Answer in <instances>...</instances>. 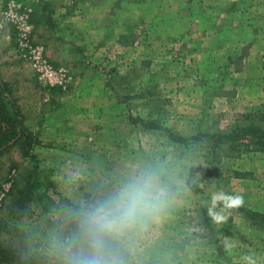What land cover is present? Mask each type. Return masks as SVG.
<instances>
[{"label":"rangeland","instance_id":"374dc122","mask_svg":"<svg viewBox=\"0 0 264 264\" xmlns=\"http://www.w3.org/2000/svg\"><path fill=\"white\" fill-rule=\"evenodd\" d=\"M22 1L35 39L73 78L50 90L17 50L12 26L0 27V74L32 134L29 155L16 144L0 152V246L53 264L45 249L50 234L71 227L65 213L151 166L187 176V190L123 252L126 264H244L245 254L264 264V227L241 207L217 225L206 204L223 190L264 212V151L224 146L209 162L198 142L179 145L136 122L154 108L133 95L148 81L166 124L184 135L263 120L264 0ZM44 4L49 21L39 18ZM197 173L203 188L190 182Z\"/></svg>","mask_w":264,"mask_h":264},{"label":"clouds","instance_id":"9594fccd","mask_svg":"<svg viewBox=\"0 0 264 264\" xmlns=\"http://www.w3.org/2000/svg\"><path fill=\"white\" fill-rule=\"evenodd\" d=\"M200 173L191 184L203 188ZM184 179L176 181L159 167L146 166L127 175L100 198H93L65 213V223L50 234L46 254L53 264H126L123 252L175 201L176 192L187 190ZM178 184L176 190L172 185ZM214 187V186H213ZM212 222L223 224L231 209L244 205L242 194L211 190L206 201ZM230 249L231 244L225 243ZM244 264H257L253 254L242 256Z\"/></svg>","mask_w":264,"mask_h":264},{"label":"trees","instance_id":"16d2710c","mask_svg":"<svg viewBox=\"0 0 264 264\" xmlns=\"http://www.w3.org/2000/svg\"><path fill=\"white\" fill-rule=\"evenodd\" d=\"M46 7L48 6L42 5L39 18L49 21L53 9L45 13ZM37 20L39 21V19ZM49 88L50 90L61 91L58 86ZM133 95L137 98H145L150 104H153L154 108V111L149 112L146 116L137 115L136 122H139L145 128L157 131L166 136L168 141L179 145L193 146L194 143L198 142L199 145L207 147V153L210 157L209 162L217 160L218 150L224 146L230 149L264 151V119L241 125L235 124L226 131H197L196 133L184 135L166 124L163 111L158 104L159 101L153 98L154 92L148 81H146V85L140 86L137 93ZM31 137L32 134L25 127L23 112L11 90L10 83L0 74V152L8 146L16 144L23 155H29ZM241 210L252 224L264 227V212L244 206L241 207ZM1 261H14L16 264H37L36 258L20 257V255H15L2 246H0Z\"/></svg>","mask_w":264,"mask_h":264},{"label":"built area","instance_id":"2783aa9c","mask_svg":"<svg viewBox=\"0 0 264 264\" xmlns=\"http://www.w3.org/2000/svg\"><path fill=\"white\" fill-rule=\"evenodd\" d=\"M32 6L22 0H6L2 9L0 27L9 23L13 28L16 48L27 57L37 79L48 87L58 86L65 90L72 82L71 72L60 64H53L47 56L42 42L35 39L31 21ZM7 33L6 37L10 38ZM5 189H0V205L4 200Z\"/></svg>","mask_w":264,"mask_h":264}]
</instances>
